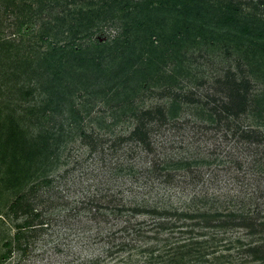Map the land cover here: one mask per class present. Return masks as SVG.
<instances>
[{"label":"trees","instance_id":"trees-1","mask_svg":"<svg viewBox=\"0 0 264 264\" xmlns=\"http://www.w3.org/2000/svg\"><path fill=\"white\" fill-rule=\"evenodd\" d=\"M5 20L14 37L4 36ZM37 26L32 34L41 42L28 44L26 28ZM109 26L116 30L113 39L95 38ZM42 45L47 49L40 51ZM203 45L222 49L227 58L240 57L237 71L228 68L216 79L220 97L214 93L207 101L184 84H195L190 51ZM251 78L263 84L256 93ZM159 94L167 98L164 103L140 105L144 97ZM98 103L110 110L98 118L101 129L135 124L128 135L113 138L109 149L123 148L125 161L114 162L111 178L133 179L135 189L155 193L150 199H131L125 193L135 190L131 185L72 199L66 183L71 171L52 174L64 144L77 137L90 160L105 149V136L84 123L94 120ZM192 107L201 126L226 124L244 143L264 145V131L258 129L264 128V0H0V200L6 193L15 197L0 219L16 222L2 258L15 252L27 258L63 218L101 227L90 240L104 245L103 259L87 264L108 258L119 264H264V188L210 208L206 196L180 208L156 195L161 188H186L199 178L195 169L211 164L203 157L156 152L153 132L181 125ZM48 113L63 116L59 128L42 124ZM242 118L257 128L243 130ZM63 191L71 195L62 196Z\"/></svg>","mask_w":264,"mask_h":264},{"label":"rangeland","instance_id":"rangeland-1","mask_svg":"<svg viewBox=\"0 0 264 264\" xmlns=\"http://www.w3.org/2000/svg\"><path fill=\"white\" fill-rule=\"evenodd\" d=\"M249 1V0H245ZM257 1V0H255ZM245 11H251L247 6H243ZM6 27L4 36L7 38L14 37L15 31L12 26H9V22L5 20ZM105 29V28H104ZM34 30V31H33ZM38 26L34 28L27 27L26 32H29L25 39H30L28 43L41 42L40 39L33 36V32L36 33ZM116 35V30L113 26L107 27L103 32H99L96 39L105 42L108 39H113ZM41 45V44H39ZM38 46V45H36ZM38 49V48H37ZM40 51L47 49L46 45H42ZM193 61V69L195 70L194 82L190 85L184 82L187 89L195 91L197 97H202L204 101L208 100V95L216 93L217 97H220L217 93L219 91V85L216 79L223 77L228 68L237 71V60L239 56L233 58H227L222 49L212 46H200L198 49L190 51ZM235 58V59H234ZM240 60V59H239ZM252 88L255 92L262 89L263 84L259 83L255 78H251ZM201 80L202 83H199ZM202 84V85H201ZM161 89H157L156 94L160 93ZM166 97L159 95H150L143 98L140 102L142 107H154L156 105L164 103ZM43 97L38 95L35 101L37 109L40 110L44 103ZM93 102V101H92ZM80 103V102H78ZM34 104V102H33ZM16 106V104H14ZM19 108V115L21 108ZM194 108L187 111L180 120V124H173L163 126V128L157 129L153 132V140L157 147L156 152L160 155L173 156V157H203L210 160L209 166H201L194 170L196 177L194 181H191L189 185L181 190L172 188L171 190H157L160 195L159 198H165L169 202L173 203L175 207L188 208L189 205L194 202V197L206 196V200L209 201V208L212 206L224 207L226 201L232 196L240 192H256L259 187L264 188V165L255 163L256 160H264V145L244 143V139L240 136H234L232 131H229L226 124L222 126H201L200 118L196 117ZM110 110L98 103L92 111V118L94 120L87 119L84 123L87 124L88 129L92 127L105 136L107 139L104 141V147L101 154L93 157V160L89 159V150L86 146L81 144L79 137L75 140H71L65 143L63 151L61 150L60 159L61 164L55 168L53 175H60L64 173L66 169L71 171L70 181L68 180V186L70 183L71 192H73L72 199H84L89 197L87 194L96 195L103 192H107V195L113 192H117L122 188L137 187L134 185L133 179L126 178H111L110 168L114 167V162H118L119 159L125 161V155L123 148L118 149L117 153H114L109 147L112 145L113 138L118 135H128L134 128V120L128 122H121L113 129L100 127L98 118L104 114L109 113ZM23 113V112H22ZM63 116H54L48 113L46 118L41 116V122L48 129L52 127H60ZM197 120L196 123L194 121ZM111 118H107V122H110ZM182 121V122H181ZM241 128L246 130L248 127L257 128L252 122V119L242 118L238 121ZM66 124V123H65ZM67 127V126H66ZM206 127H209L206 129ZM234 129V125H232ZM35 133L39 130L36 126ZM264 131V128H258ZM240 132V131H239ZM241 133V132H240ZM244 140V141H243ZM155 152V157L156 153ZM66 162V163H65ZM264 163V161L262 162ZM146 166V165H145ZM242 166V168H241ZM143 169L145 168L142 165ZM145 176H142L144 178ZM188 178L191 179V176ZM143 181V180H141ZM65 184V181L63 182ZM128 185V186H127ZM122 187V188H120ZM140 189V188H139ZM135 189L129 193L125 192L131 199L137 195L140 199L146 197L150 199V195L155 193H148L146 189ZM97 192V193H96ZM165 194V195H163ZM62 196L71 195L69 191H63ZM87 196V197H86ZM244 197V196H242ZM14 195L6 193L3 195V199L0 200V214L7 213L6 205L14 199ZM72 201V200H71ZM71 203V202H70ZM260 203H263L261 199ZM1 217V216H0ZM84 219V218H83ZM0 219V264H87L89 261L103 259L104 250H102L103 244H95L91 237H95L98 234L101 227L96 225L91 226V222H87L88 219H84L82 223L66 222L63 218L60 219L55 226L50 228L36 244L31 254L24 258L21 252H15L11 258L3 259L2 256L6 253L5 243L13 239L16 228L15 221L6 219L4 224ZM72 223V224H71ZM110 228H104L103 232L107 233ZM247 240V237L244 239ZM106 248V246H105ZM115 260L108 258L102 261L103 264H119L115 263Z\"/></svg>","mask_w":264,"mask_h":264}]
</instances>
